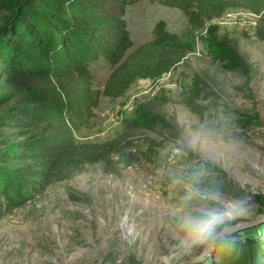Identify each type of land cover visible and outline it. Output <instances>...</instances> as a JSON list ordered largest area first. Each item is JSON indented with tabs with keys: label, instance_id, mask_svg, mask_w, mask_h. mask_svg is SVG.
Masks as SVG:
<instances>
[{
	"label": "rangeland",
	"instance_id": "374dc122",
	"mask_svg": "<svg viewBox=\"0 0 264 264\" xmlns=\"http://www.w3.org/2000/svg\"><path fill=\"white\" fill-rule=\"evenodd\" d=\"M26 0H0V27ZM259 15L231 8L194 30L176 7L141 0L125 11L136 49L166 22L170 33L193 44L185 60L162 76L137 78L117 98L101 96L81 142L125 137L115 155L119 174L87 164L0 220V264H220L229 238H255L264 246V41ZM214 39L227 40L247 64L222 68ZM94 88L103 89L112 68L95 54L89 64ZM207 89L203 116L185 104L194 85ZM148 105L175 127L155 154L159 131L130 128L136 107ZM252 223V224H250ZM249 224V225H248ZM230 232L208 247L210 233ZM236 229L235 231H231Z\"/></svg>",
	"mask_w": 264,
	"mask_h": 264
},
{
	"label": "trees",
	"instance_id": "16d2710c",
	"mask_svg": "<svg viewBox=\"0 0 264 264\" xmlns=\"http://www.w3.org/2000/svg\"><path fill=\"white\" fill-rule=\"evenodd\" d=\"M141 0H26L0 27V220L50 185L72 178L87 164L102 163L119 174L115 155L129 147L125 137L81 142L76 132L91 127L100 97L123 96L137 78L156 79L185 60L194 46L167 30L160 20L154 38L133 48L124 18L126 7ZM186 13L200 30L226 10L259 15L256 38L264 41V0H148ZM214 55L223 69L248 66L227 40L214 39ZM102 55L112 71L103 89L94 88L89 64ZM205 85L198 82L185 101L203 116L198 102ZM130 128L159 131L150 139L151 154L175 135V127L148 105L136 107ZM229 238L220 264H264V246L255 238Z\"/></svg>",
	"mask_w": 264,
	"mask_h": 264
},
{
	"label": "clouds",
	"instance_id": "9594fccd",
	"mask_svg": "<svg viewBox=\"0 0 264 264\" xmlns=\"http://www.w3.org/2000/svg\"><path fill=\"white\" fill-rule=\"evenodd\" d=\"M236 229H232L231 231H235ZM230 230L225 228L222 232L219 233H210L208 238V247L210 248L212 245L215 244V242L219 239H222L227 234H229Z\"/></svg>",
	"mask_w": 264,
	"mask_h": 264
},
{
	"label": "water",
	"instance_id": "95a60500",
	"mask_svg": "<svg viewBox=\"0 0 264 264\" xmlns=\"http://www.w3.org/2000/svg\"><path fill=\"white\" fill-rule=\"evenodd\" d=\"M250 224H252V223H250ZM249 225V224H248ZM195 262V260H194V258L193 259H189V260H186V261H184V262H181V263H179V264H192V263H194Z\"/></svg>",
	"mask_w": 264,
	"mask_h": 264
}]
</instances>
